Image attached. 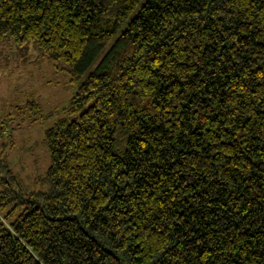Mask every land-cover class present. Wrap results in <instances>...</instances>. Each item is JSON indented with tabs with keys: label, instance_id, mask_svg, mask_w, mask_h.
Listing matches in <instances>:
<instances>
[{
	"label": "trees",
	"instance_id": "1",
	"mask_svg": "<svg viewBox=\"0 0 264 264\" xmlns=\"http://www.w3.org/2000/svg\"><path fill=\"white\" fill-rule=\"evenodd\" d=\"M6 37L77 90L47 188L0 171V264H264V0H0Z\"/></svg>",
	"mask_w": 264,
	"mask_h": 264
},
{
	"label": "rangeland",
	"instance_id": "2",
	"mask_svg": "<svg viewBox=\"0 0 264 264\" xmlns=\"http://www.w3.org/2000/svg\"><path fill=\"white\" fill-rule=\"evenodd\" d=\"M70 79L67 72L42 58L31 42L19 46L7 37L0 41V171L14 177L12 188L26 198L27 193L47 188L37 183L51 165L45 131L61 116L77 90ZM30 101L38 103L39 112L27 107ZM3 190L0 181V192ZM16 203L0 209V219L7 218ZM20 211L7 220L12 222Z\"/></svg>",
	"mask_w": 264,
	"mask_h": 264
}]
</instances>
